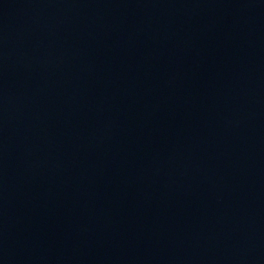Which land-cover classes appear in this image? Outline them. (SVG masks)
<instances>
[{
  "label": "water",
  "instance_id": "water-1",
  "mask_svg": "<svg viewBox=\"0 0 264 264\" xmlns=\"http://www.w3.org/2000/svg\"><path fill=\"white\" fill-rule=\"evenodd\" d=\"M0 195L111 264H264V0H0Z\"/></svg>",
  "mask_w": 264,
  "mask_h": 264
}]
</instances>
